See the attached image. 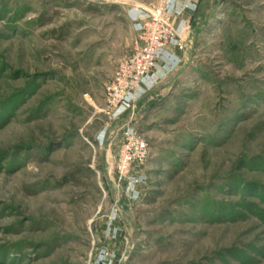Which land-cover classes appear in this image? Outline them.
<instances>
[{"label":"rangeland","instance_id":"1","mask_svg":"<svg viewBox=\"0 0 264 264\" xmlns=\"http://www.w3.org/2000/svg\"><path fill=\"white\" fill-rule=\"evenodd\" d=\"M125 2L0 0V264H264V0L187 10L180 66L110 120L129 9L156 0ZM128 126L136 202L111 167Z\"/></svg>","mask_w":264,"mask_h":264},{"label":"built area","instance_id":"2","mask_svg":"<svg viewBox=\"0 0 264 264\" xmlns=\"http://www.w3.org/2000/svg\"><path fill=\"white\" fill-rule=\"evenodd\" d=\"M125 5V0H112ZM200 0H156L145 7L130 5L128 12L137 32L132 54L122 60L106 88L105 111L117 119L135 108L162 80L175 72L182 62L178 54L186 50V34L190 21L185 19L187 10L196 9ZM106 132L102 136L104 142ZM148 157V144L132 127L124 131L119 152L111 167L118 175V182L125 184L124 196L136 202L142 196L147 179L142 167ZM117 218L113 211L112 221ZM117 228L110 230V238L117 239ZM115 255L105 251L94 264H114Z\"/></svg>","mask_w":264,"mask_h":264},{"label":"crops","instance_id":"3","mask_svg":"<svg viewBox=\"0 0 264 264\" xmlns=\"http://www.w3.org/2000/svg\"><path fill=\"white\" fill-rule=\"evenodd\" d=\"M198 7V6H197ZM182 56V55H181ZM181 56H179V57H181ZM182 58V57H181ZM175 72H173L171 75H173Z\"/></svg>","mask_w":264,"mask_h":264}]
</instances>
